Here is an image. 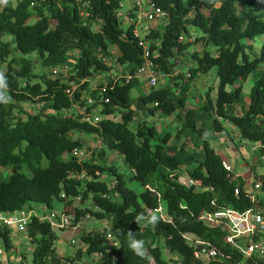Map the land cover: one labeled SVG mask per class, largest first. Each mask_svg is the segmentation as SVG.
<instances>
[{
    "label": "trees",
    "instance_id": "16d2710c",
    "mask_svg": "<svg viewBox=\"0 0 264 264\" xmlns=\"http://www.w3.org/2000/svg\"><path fill=\"white\" fill-rule=\"evenodd\" d=\"M122 1H0V167L11 169L8 179L0 180V213L29 209L32 204L54 209L60 203L66 214L74 215L72 226L87 216L107 220L112 236L111 243L104 230L83 232L79 237L85 249L61 257L50 222L32 215L25 231L32 257L30 263L22 264H86L94 254L99 259L93 264H167L160 243L182 264H264V258L245 257L227 242L221 227L201 220L203 214L219 209L244 212L254 207L244 191L245 182L223 168L208 137L224 128L218 120L224 118L240 140L258 144L264 154V69L259 70L264 64V44L251 57L247 43L264 34V0H151L167 14V20L161 28H150L143 38L150 60L168 75L174 73L175 60L188 59L192 67L186 78L184 72L172 78H184L173 81L174 88L165 85L147 91H142L136 76L144 62L140 39L133 33L134 25L123 28L116 15ZM33 15L36 21L29 24ZM191 28L200 32L194 39L189 36ZM197 43L201 50L190 51ZM112 47L117 56L112 55ZM29 54L36 55L44 69L39 78L25 57ZM64 65L66 73L52 74ZM114 65L122 67L121 76L89 90V78ZM212 69L218 81L215 100L207 91L199 106L187 107L192 81ZM249 76L253 82L248 103L236 115L231 109L242 106L243 95L240 83L235 84ZM134 90H139L136 98ZM86 94L93 98L92 105H86ZM27 101L42 104L41 112L18 115ZM73 107L86 113L98 107L102 118L91 124L82 113L60 114ZM140 111L174 115L180 126L172 134L144 119L134 122ZM117 112L119 121L112 119ZM75 131L98 137L104 146L99 163L64 157L74 148H83L82 142L71 137ZM181 139H188L202 156L179 146ZM105 150L122 156L130 170L128 180L139 183L140 192L129 188L114 166L105 165ZM24 165L30 176L21 171ZM182 172L198 186L181 184ZM81 173L91 179L75 177ZM103 174L113 178V184L101 178ZM252 178L260 183L256 198L264 206V170L253 172ZM76 199L82 204L90 200L92 207L75 205ZM159 205L165 219L153 213ZM153 215L155 225L138 223L139 218ZM134 240L144 241L143 257L130 249ZM0 241L6 250L13 249L8 227L0 226ZM203 248L214 249L216 255L196 257L195 252Z\"/></svg>",
    "mask_w": 264,
    "mask_h": 264
},
{
    "label": "rangeland",
    "instance_id": "374dc122",
    "mask_svg": "<svg viewBox=\"0 0 264 264\" xmlns=\"http://www.w3.org/2000/svg\"><path fill=\"white\" fill-rule=\"evenodd\" d=\"M1 1V0H0ZM238 9L240 10L242 7L241 2H238ZM36 21V17L33 15L29 18L28 23L32 24ZM153 26H156L161 28L164 23L161 21H155L152 23ZM121 26L125 28L127 25L126 23L121 22ZM137 32L141 38H144L145 35L149 32L151 25L149 26L147 23H138L137 25ZM94 29H98L97 26L94 25ZM190 38L194 39L197 34H200L199 31L195 30L194 28L190 29ZM5 40L7 39L6 37L4 38ZM247 43L251 44L252 49L249 51L250 56L253 57L254 55H258L261 46L264 44V34L257 36L251 41H247ZM202 45L200 43L194 44L193 47H191L190 51L192 50H201ZM212 52H214V48H209ZM112 55L117 56L118 51L115 47H112ZM19 56H22L21 54H18ZM27 59H29L32 62L33 65V72L37 75L39 78L40 74L43 73V68L41 67L39 63V59L36 55L34 54H29L25 55ZM176 65L174 67V73L172 75H168V78L166 81H161V86L169 85L170 87L174 88L175 84L173 81H177L178 79H183L188 76V69L192 67V62L190 60H186L184 58V61L180 63L179 60H175ZM4 69V68H2ZM264 69V64H261L259 67V70ZM122 67L120 66H115L110 70L105 73H94L90 78H89V90H93L98 88L100 84H105L107 81L110 79H115L117 76L120 77L122 74ZM181 72H184V78L180 77L178 79H173L178 74H182ZM117 77V78H118ZM37 78V79H38ZM141 82V89L142 91H147V85L144 81V79H140ZM217 78L215 75V70L212 69L208 73L205 74H199L191 83V87L188 93V100H187V107H197L199 106L204 99V94L209 91L210 97L212 100H215L216 98V86H217ZM253 78L249 76L245 81L238 82L235 85H240L242 86V95H243V104L242 106H235L231 110L234 114L240 115L242 111V107H245L248 103L249 99V91L252 86ZM139 93V90H134L133 91V98H136ZM85 97H88V94L85 95ZM41 107L42 104L38 102H23L22 103V108L23 111L18 113L21 117H25L26 113L28 114H36L41 112ZM46 112L52 113V111L47 110ZM81 110L79 107H73L69 111H61V115L63 116H70V115H75V114H80ZM211 115V114H210ZM214 115V114H213ZM112 119L115 121L120 120V114L117 112L115 116H112ZM146 120L147 123H153L156 128L159 131H169L172 134L175 133L176 129L180 126V121L174 117V115L171 116H161L160 114H153L150 115L147 112H136L135 113V118L134 122L139 121V120ZM210 119H208V124H210ZM133 122V123H134ZM130 126L133 127V124L130 123ZM229 136H232L230 138ZM228 136V138L231 140L232 144L234 145L232 148L235 149V151L238 153L237 156L234 157L233 160V165L235 166L236 170L239 168L241 171H239L241 175V180L244 182H249L253 174L252 169H254V172L256 174H261L264 170V159H262V155L260 153V147L258 144H252L250 142H246L245 144H242L240 142V139L234 135V133L231 131V134ZM72 138L79 140L80 142L83 143V148L86 150L87 155L84 160H90L93 159L94 163H99V153L101 150L104 149V146L102 145L101 141L96 137L95 135L92 134H84L80 131H75L71 135ZM209 144L210 146L215 150V152L218 155H225V150L222 151L221 147L225 146V141L226 139L221 137L217 132H213L212 134L209 135L208 137ZM230 143V141H229ZM177 144L186 150L193 151L196 156H202V151L199 149H195L190 141L188 139H181L180 141L177 142ZM219 151V152H218ZM105 157H104V163L106 166H114L118 172H120L124 179L127 181V186L131 189H133L136 192H140L141 186L139 183H137L134 180H128L129 175H130V170L125 166L122 156L118 155L117 153L109 150H105ZM230 156L231 154L228 153ZM233 157V156H232ZM46 162L43 161V165H45ZM243 165V166H241ZM245 165V167H244ZM249 167V168H248ZM245 168H248L246 171H244ZM21 171L26 175L30 176L31 173L27 169V167L24 165L22 166ZM11 169L9 167H0V180H6L8 179L10 175ZM106 174H103L101 178H105ZM107 181L112 184V180L110 178L107 179ZM247 186V184H245ZM197 191L200 190V188H196ZM260 195V192L256 194V197ZM117 198V197H116ZM75 205H79L81 207H92L90 200L86 201L84 204L80 203L79 199H76ZM36 211H43L46 210L44 209L45 206L41 204H32ZM63 205L57 203L55 206V210H61L63 209ZM154 213V212H153ZM150 219L146 218H139L138 223L141 226H146V225H151L149 224ZM228 221V220H227ZM53 230L57 236V239L55 241V249L57 255L61 257H67V256H72L78 249H85V246H83L80 242V234L83 232H87L90 230L94 231H106L110 233V224L107 220H96L93 217L87 216L84 219H82L76 226L72 227H66V228H57L56 226H53ZM193 240V239H192ZM236 242L238 243H243L244 238L241 236L237 239H235ZM13 243V249L10 250L11 255L16 256V260L18 263L16 264H22V263H30L31 257H32V246L26 236L25 233L19 232L16 234V236L12 239ZM196 244V242H194ZM161 244V248L163 251V256L167 260V264H182L180 261V258L176 254L170 253L168 250H166L164 244ZM235 247L238 248V250H242L243 247L239 245H234ZM0 248L4 249V245L2 241H0ZM203 257V256H202ZM95 257L92 256L91 260L89 262H83L86 264H91L93 262V259Z\"/></svg>",
    "mask_w": 264,
    "mask_h": 264
},
{
    "label": "built area",
    "instance_id": "2783aa9c",
    "mask_svg": "<svg viewBox=\"0 0 264 264\" xmlns=\"http://www.w3.org/2000/svg\"><path fill=\"white\" fill-rule=\"evenodd\" d=\"M117 17L121 20L122 23H126V25L133 24L134 30L133 33L140 39V44L143 47V59L144 62L141 67H139L136 71V76L139 79H144L147 88H158L161 86V81H166L168 78V74L164 71L160 70L149 58V47L148 42L143 40L137 32V24L139 23H147L149 26H152V23L155 21H161L165 24L167 20V14L162 11L158 6H156L151 0H124L119 4V8L116 12ZM84 17H88V13L84 12ZM67 66L64 65L62 68H55L52 70V74L56 75L58 73H66ZM161 83V84H160ZM66 92L70 94V91L67 89ZM108 100L105 99L104 102ZM94 102L93 98L88 96L86 97V105H92ZM154 106L157 104L154 103ZM86 110H82V114L84 115L83 120L88 123H96L102 117L99 114L98 107L92 109L91 112L86 113ZM218 120L222 123L223 129L218 133L221 137L227 139L231 142L228 136L231 134V131H234L233 125L229 123L228 120L224 118H218ZM242 144H245L246 140H240ZM232 146H234L232 144ZM87 155V152L84 148H74L69 153L64 155L65 158L74 157L78 160H84ZM221 157V165L226 171H234L233 163H231L226 157ZM264 159V154L261 157ZM238 175V174H236ZM80 180H90L91 177L87 176L85 173H81L78 176H75ZM105 180L108 179L106 176L103 178ZM112 184L114 182L113 178ZM179 182L185 186H198V183L192 179H190L185 173H181L179 176ZM247 186L244 185V191L246 195L250 197V199L254 202V207L252 209H248L244 212H237L230 208H224L214 211L213 213H206L201 216V220L211 227H221L224 231H226L227 236L226 240L232 245H241L243 247L240 252L245 257L254 256L256 258H264V206L258 205L256 194L259 193L260 183L254 182L252 178L248 183L245 182ZM237 193V190H235ZM61 197H64L62 194ZM60 204V203H59ZM33 207V206H32ZM22 209L14 212H2L0 213V226H5L10 229L11 239H13L17 233L26 231V225L32 215L38 216L40 220H47L53 226L57 228H66L72 227L75 218L72 214H66L63 209L55 210V209H47L46 207L43 211H36L33 208ZM154 214L161 217L162 219L166 218V213L164 208L159 205L157 209H155ZM228 220V221H227ZM244 238L243 243H238L235 239L239 237ZM253 236H257L258 239L254 240ZM107 239L112 243V236L108 233L106 235ZM185 237L189 240H192V236L185 235ZM197 244L202 242L196 241ZM237 248V247H236ZM5 249V248H4ZM238 249V248H237ZM12 250V249H10ZM10 250L3 251L0 248V264H16L18 261L16 260V256L11 255ZM208 258L214 257L216 252L214 249H210L206 251L203 248L200 252L196 251L195 256L201 257L204 256ZM95 258L94 262H97L99 257L94 254ZM205 257V258H206Z\"/></svg>",
    "mask_w": 264,
    "mask_h": 264
},
{
    "label": "crops",
    "instance_id": "0c3cea01",
    "mask_svg": "<svg viewBox=\"0 0 264 264\" xmlns=\"http://www.w3.org/2000/svg\"><path fill=\"white\" fill-rule=\"evenodd\" d=\"M151 28H156V26H151ZM233 133H234V135L236 134L235 133V130L234 131H232ZM233 146H232V143H229V140H227L226 139V141H225V146H222L221 147V149H222V151H224L225 152V155L223 156V155H221V156H223V157H226L231 163H233V160H234V157L235 156H237V152L235 151V149H233L232 148ZM219 152V151H218ZM228 153L229 154H231L230 156L228 155ZM220 156V155H219ZM233 156V157H232ZM234 166V165H233ZM241 166H243V165H241ZM244 167H245V165H244ZM249 168V167H248ZM248 168H245L244 169V171H246ZM241 169H243V168H239L238 170H236V168H235V166H234V172L236 173V174H238L240 177H241V175L239 174L240 172L239 171H241ZM253 172H254V169H252V174H253ZM33 208V207H32Z\"/></svg>",
    "mask_w": 264,
    "mask_h": 264
},
{
    "label": "clouds",
    "instance_id": "9594fccd",
    "mask_svg": "<svg viewBox=\"0 0 264 264\" xmlns=\"http://www.w3.org/2000/svg\"><path fill=\"white\" fill-rule=\"evenodd\" d=\"M4 2L6 3L7 0H4ZM155 220H156V217L155 215H153L149 221V224L155 225ZM129 247L135 252L137 256H140V257H143L144 255V252H142L141 249H144L145 251H147L144 247V241L142 240H134L131 244H129Z\"/></svg>",
    "mask_w": 264,
    "mask_h": 264
}]
</instances>
